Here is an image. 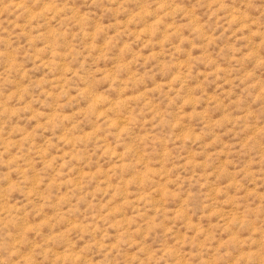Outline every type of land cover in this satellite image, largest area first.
<instances>
[{
  "label": "rangeland",
  "instance_id": "374dc122",
  "mask_svg": "<svg viewBox=\"0 0 264 264\" xmlns=\"http://www.w3.org/2000/svg\"><path fill=\"white\" fill-rule=\"evenodd\" d=\"M0 264H264V0H0Z\"/></svg>",
  "mask_w": 264,
  "mask_h": 264
}]
</instances>
